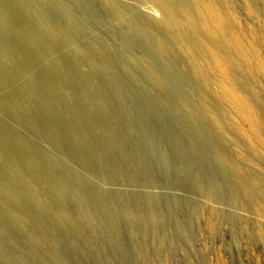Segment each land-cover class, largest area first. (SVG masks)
I'll return each mask as SVG.
<instances>
[{
    "label": "rangeland",
    "instance_id": "obj_1",
    "mask_svg": "<svg viewBox=\"0 0 264 264\" xmlns=\"http://www.w3.org/2000/svg\"><path fill=\"white\" fill-rule=\"evenodd\" d=\"M112 1L0 0V264H264V0L199 60Z\"/></svg>",
    "mask_w": 264,
    "mask_h": 264
},
{
    "label": "bare ground",
    "instance_id": "obj_2",
    "mask_svg": "<svg viewBox=\"0 0 264 264\" xmlns=\"http://www.w3.org/2000/svg\"><path fill=\"white\" fill-rule=\"evenodd\" d=\"M107 1H110V0H107ZM218 1L221 3L224 0H218ZM111 2H113V1L111 0ZM111 2H110V4L112 5V8H113V10H112L113 15L119 20L126 21L129 24V27L134 28L135 31L136 30L138 31L139 30L138 28L141 27L142 25L138 26L136 22H134L132 19L128 18V16L126 15L127 13L125 14V12H123L122 10H120L117 7L118 3L115 5ZM140 2L142 4L141 6H143L144 11L146 13L145 14L146 15V21L148 22V25L151 27L158 28L161 32L163 31L165 33V36L166 35L169 36V38L173 41V43L179 45L180 47H185V45L186 46L189 45L188 47H191L192 51L195 53L196 60H199V58H202V57H206L209 54H208V51H207L205 44H203V42H201L198 39L199 36L197 37L194 32L190 31V29H192L191 27L196 28L198 32H200L205 38H207L209 41L212 42V45L214 43L215 45L220 47L224 52L227 53V51H228V49L226 47L227 45L223 40L208 38L205 34V31H201L203 28L204 29L207 28L208 20H209V19H207V14H209V13L206 12V6L204 3L205 0H140ZM148 7H152V8L154 7L158 12H160V14H161L160 17L156 18L155 16H152L151 14L147 13V12H150V10L148 11ZM212 9H213V7H212ZM212 9H208V10H211L213 12ZM140 35H141V33H140ZM142 35L147 38L146 32H142ZM166 39H167V37H166ZM157 40L158 39L156 37L157 44L155 42V45L158 46L157 47V48H159L158 50L162 49L164 54H166V52L167 53L171 52L170 49L168 48L167 42L166 43H164V41L159 42L161 39H159V41H157ZM188 53H189V51H188ZM164 56H166V55H164ZM193 61H195V60H193ZM148 67L149 66H147V69H148ZM149 68H151V67H149ZM204 68L205 67H203V66L201 67L198 64V62L197 63L194 62L193 65L191 64L190 71H191V74H194L196 77H198L200 79L201 83L203 81L204 84L206 85V87L209 88V90H210L211 85H212L211 79H210V74L207 73V70H205L207 68H205V69ZM147 69H146V71H147ZM152 73L153 72L150 70L149 75H151L153 77L154 75H152ZM207 88H206V90L208 91ZM246 88L251 90L252 85L251 86L246 85ZM212 94H214V93H212ZM215 96H214V99L211 101L209 99H205V103H206V105L212 106V108L215 111L219 112V115L217 114L216 118L220 123H222L226 119V115L223 111H220V109L218 108L217 103H216L217 98Z\"/></svg>",
    "mask_w": 264,
    "mask_h": 264
}]
</instances>
